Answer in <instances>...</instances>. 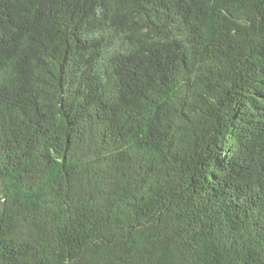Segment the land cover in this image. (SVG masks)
Segmentation results:
<instances>
[{
  "label": "trees",
  "instance_id": "1",
  "mask_svg": "<svg viewBox=\"0 0 264 264\" xmlns=\"http://www.w3.org/2000/svg\"><path fill=\"white\" fill-rule=\"evenodd\" d=\"M0 264H264V0H0Z\"/></svg>",
  "mask_w": 264,
  "mask_h": 264
}]
</instances>
